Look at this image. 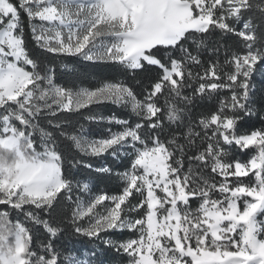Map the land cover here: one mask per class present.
Instances as JSON below:
<instances>
[{
	"label": "snow or ice",
	"instance_id": "obj_1",
	"mask_svg": "<svg viewBox=\"0 0 264 264\" xmlns=\"http://www.w3.org/2000/svg\"><path fill=\"white\" fill-rule=\"evenodd\" d=\"M0 264H264V0H0Z\"/></svg>",
	"mask_w": 264,
	"mask_h": 264
},
{
	"label": "trees",
	"instance_id": "obj_2",
	"mask_svg": "<svg viewBox=\"0 0 264 264\" xmlns=\"http://www.w3.org/2000/svg\"><path fill=\"white\" fill-rule=\"evenodd\" d=\"M100 111H103L105 113L111 111V112H116L118 115L120 114V111L119 109H117L115 106H112V105H107L101 109H99Z\"/></svg>",
	"mask_w": 264,
	"mask_h": 264
}]
</instances>
